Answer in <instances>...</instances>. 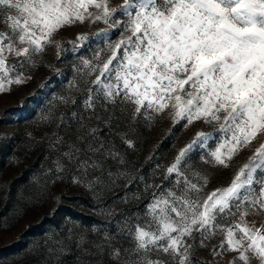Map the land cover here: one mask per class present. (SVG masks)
Wrapping results in <instances>:
<instances>
[{
    "label": "snow or ice",
    "instance_id": "snow-or-ice-1",
    "mask_svg": "<svg viewBox=\"0 0 264 264\" xmlns=\"http://www.w3.org/2000/svg\"><path fill=\"white\" fill-rule=\"evenodd\" d=\"M86 20L103 22L105 27L91 34L97 44L92 58H81L90 85L85 109L94 111L98 103L104 108L110 105L106 125L119 120L116 113L123 114L129 106L133 118L167 112L174 123L184 122L185 128L198 121L216 125L212 132H196L167 167V176L175 174L179 194L171 189L153 193L147 205L151 219L145 226L137 224L134 231L128 230L134 245L123 250V264H191L192 245L187 238L195 232L199 245L207 247L206 241L217 229L226 233L220 247L226 245L227 250L238 253L244 264L250 260L249 253L264 264V225L257 228L246 221L250 211L264 212V142L238 169L229 186L206 197L200 193L207 177H201L203 184L193 183L180 169L194 148L206 149L209 141L216 146L207 152L206 162L228 168L243 149L264 137V0H122L116 6L112 0H0V24L7 25V30L0 32V92L24 83L22 73H16L15 78L11 73L17 66L34 63L33 57L49 45H54L59 55L62 41L55 36ZM114 32L115 40L111 39ZM90 38L88 33L78 34L70 42L73 50ZM10 55L23 59L18 65L10 64ZM72 117L77 119L78 114L73 112ZM79 119V127L87 128L83 118ZM96 132V128L89 129L90 135ZM56 139L62 141V137ZM103 147L88 144L94 153ZM73 150L81 151L70 144L69 151L63 153L70 162H75ZM57 166L63 171L59 162ZM100 167L96 160L77 163V169L85 171ZM218 217H232L235 222L225 227L217 223ZM49 241L54 247H48V253L70 251L54 234ZM85 242L81 235L78 264H103L83 257L102 256L105 242L93 241L94 252L83 247ZM107 245L109 255L121 259L122 252L112 245L111 238ZM153 251L168 255L169 260L152 258Z\"/></svg>",
    "mask_w": 264,
    "mask_h": 264
},
{
    "label": "rangeland",
    "instance_id": "rangeland-1",
    "mask_svg": "<svg viewBox=\"0 0 264 264\" xmlns=\"http://www.w3.org/2000/svg\"><path fill=\"white\" fill-rule=\"evenodd\" d=\"M121 2L112 0V6ZM104 27L103 22L92 24L86 20L61 29L55 36L62 41L59 55L56 47L49 45L33 57L34 63L29 61L23 68L17 66L11 73L12 78L22 73L24 83L13 84L8 91L0 92V264H78L76 256L82 252L77 241L81 235L86 238L83 247L93 252L96 251L93 241L105 242L102 256L84 259L123 264L126 258L123 250L134 245L128 230L134 231L137 224L145 226L151 219L147 205L153 193L171 189L179 194L174 186L175 174L167 176V167L196 132H212L216 127L198 121L185 128L184 122L174 123L167 112L152 113L151 118H133L130 106L123 114L116 113L119 120L106 125L104 119L112 111L110 105L104 108L98 103L94 111L85 109L86 88L90 85L86 83L87 69H83L81 58H92L97 44L91 34ZM6 30L7 25L0 24V32ZM81 33H88L91 38L84 46L77 45L74 51L70 42ZM116 38L114 32L111 39ZM103 46L101 41L100 47ZM22 59L8 57L10 64L18 65ZM73 112L78 114L77 119L72 117ZM80 117L87 128L79 127ZM91 128L97 129L93 135L89 134ZM261 142L264 137L243 149L224 168L206 162L207 152L216 146L214 141H209L206 149L194 148L180 169L193 183L203 184L201 177H207L208 183L200 193L206 197L215 189L229 186ZM89 143L93 148L101 144L104 147L94 153L89 151ZM70 144L81 150L79 153L73 150L75 162L63 156ZM108 151L117 155H108ZM82 160L89 163L96 160L101 167L77 169V163ZM57 162L63 171L58 170ZM246 221L249 226L259 228L264 225V212L250 211ZM234 222L232 217L217 219L225 227ZM53 234L55 239L64 241L69 252H47L48 247H54L49 241ZM108 238L121 250V259L109 255ZM198 239L195 232L187 238L192 245L191 264H244L238 253L227 250L226 245L220 247L226 239L225 232L217 229L206 241L207 247L200 246ZM150 255L169 260L163 253L153 251ZM249 256L248 264H259L258 258L251 253Z\"/></svg>",
    "mask_w": 264,
    "mask_h": 264
}]
</instances>
